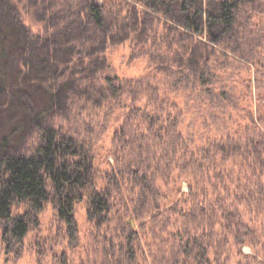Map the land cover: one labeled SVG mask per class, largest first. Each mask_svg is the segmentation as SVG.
Listing matches in <instances>:
<instances>
[{
	"label": "trees",
	"instance_id": "trees-1",
	"mask_svg": "<svg viewBox=\"0 0 264 264\" xmlns=\"http://www.w3.org/2000/svg\"><path fill=\"white\" fill-rule=\"evenodd\" d=\"M138 1L144 9L134 5L121 20L114 15L121 35L112 41L136 33L147 45L163 26L167 50L151 54L148 67L130 77L107 71L103 6L89 0L82 16L69 17L61 28L52 19L36 36L24 4L0 0V99L12 94L2 65L11 55L23 70L19 125L36 141L26 153L7 147L8 137L0 143L5 238L11 233L22 241L29 233V212L18 204L40 210L53 200L69 248L82 247L76 210L87 201L96 238L87 249L103 252L100 264H230L232 251L245 244L260 246L256 252L264 257V110L244 104L247 95L237 91L234 79H222L228 68L219 66L217 51L197 37L204 18L209 39L216 40L218 29L232 33L241 0L214 1L206 13L204 0ZM43 96L50 103L45 111L38 103ZM81 102L105 112L109 122L115 119L114 135L129 132L139 142L137 150H121L122 163H109L106 184L98 183L95 156L80 145V134L63 131V119ZM114 188L131 199L120 196L116 203L124 199V207L116 219L110 216ZM143 207L150 214L161 209L162 218L141 229L127 223L131 210L142 218ZM251 257L264 264L263 257Z\"/></svg>",
	"mask_w": 264,
	"mask_h": 264
},
{
	"label": "rangeland",
	"instance_id": "rangeland-1",
	"mask_svg": "<svg viewBox=\"0 0 264 264\" xmlns=\"http://www.w3.org/2000/svg\"><path fill=\"white\" fill-rule=\"evenodd\" d=\"M19 1L24 4V10L30 12L28 16L32 19L31 25L34 28L32 32L37 36L40 35V26H46L47 23L48 27H51L52 19L54 22L59 21L55 24H58V28H61L69 20V17L72 19L82 16L85 13L83 7L87 5L89 0H14L16 3H19ZM214 1L218 0L203 1L202 5L205 13L210 10V3H214ZM90 2L103 6L106 20L109 22L106 31L110 39L109 48L106 51L109 66L107 71L124 76L137 77L143 69L148 67V57L151 54L159 57V55L167 50V44L164 40L166 34L164 33L163 26L157 36L149 38L147 45L141 43V39L138 37L135 38L136 33L132 35V38L123 42H117V39H115V42L112 41V37H119L121 35H119L121 31H118L116 24L118 20H121L123 13L126 14L132 10L134 5L140 9L145 8L138 0H107L108 3L105 0H90ZM240 2L242 3V7L239 8V12L237 13L232 33L225 35L222 33L223 31L218 29L220 35H218L216 40L209 39L208 22L204 18V22L200 26L203 34L202 32L197 33V37L207 42L210 47L217 51L219 54V59H217L219 66L225 64V67L228 68L222 71V73H225L222 79L224 80L229 76L234 79L237 91L240 93L242 91V93L247 95V99H243L245 100L243 101L244 104L252 105L257 110H264V0H241ZM43 10L44 12H42ZM46 11L48 12L47 15ZM57 12H60L63 18L60 15L52 18ZM114 15L119 17L118 20L114 18ZM158 17L166 19L162 15ZM177 21L173 23L181 29L182 25ZM75 59H77V56ZM2 65L7 72L10 92L12 94L4 93L0 99V143L3 141L2 138L8 137L10 140L7 147L15 150L20 149L25 153L26 151L31 152V148L36 142L33 140L35 136L26 135V129L24 130V127L19 125L20 115L22 114H19L18 111L21 105L16 102L17 91H19L24 82L22 79L23 70L20 69L19 59L13 58L11 55L3 58ZM249 84L250 86H248ZM45 98L43 96L41 97V101H38L41 105L39 106V110L45 111L49 107V98L48 100ZM80 105L78 109H73L69 118L66 119L65 117L63 119V131L68 135L73 134L78 138L80 134V145L85 143L86 147L91 150L90 155L95 156L94 169L97 172L98 183L101 185L106 184L112 170L109 163L114 164V166L122 163L119 157L121 150L129 148V145H133L137 150L139 142H135L136 140H134L129 132L127 135L121 132L114 135L116 128L115 119L109 122L105 112L104 114L102 112L100 114L96 113L94 108L91 106L86 107L83 102ZM102 119L103 121H101ZM122 121L120 120L119 122ZM118 137L119 140L116 141ZM83 138H87L88 140L82 141ZM114 142L117 146L114 145ZM144 145L147 146L146 143ZM115 150H117V153ZM123 152L124 155L127 154V149ZM182 189L183 191L189 190L186 182H183ZM113 195L114 207L111 210L110 216L116 219L122 210L120 207H124V199L120 200V204L116 203L119 201L120 196H125L129 201L131 199L128 198L127 192L117 188H114ZM18 205L22 212H29L28 218L31 220L29 233L22 241H16L11 233L5 238L7 224L0 222V264H100L98 259L102 256L103 252L99 249L97 250L94 246L87 249L89 244L96 240L93 234L95 232L94 226L90 222L88 214L89 205L87 201L80 203L76 210V217H78L82 230L83 246L80 247L78 245L75 248H69L65 223L58 217L57 208L53 200L46 202L40 210L30 209L29 211L28 205ZM132 211L126 217L127 223H131V225L139 229L149 220L158 221L162 218L158 214L162 212L161 209H155L150 214L143 207L140 211L142 218L136 216L135 213L133 214ZM109 222L113 221L109 220ZM145 241L146 239L144 240V244ZM259 247L253 249L250 244H245L242 246L241 253L238 246L236 250L232 251L233 260L230 264H237L238 262L241 264L256 263L251 256H258L259 259L263 257V255H259L256 252L259 250ZM65 251H69L68 257L70 255V260L67 257V263H64L65 256L63 254Z\"/></svg>",
	"mask_w": 264,
	"mask_h": 264
}]
</instances>
